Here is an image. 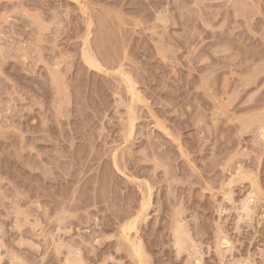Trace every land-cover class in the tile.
<instances>
[{"label":"rangeland","instance_id":"rangeland-1","mask_svg":"<svg viewBox=\"0 0 264 264\" xmlns=\"http://www.w3.org/2000/svg\"><path fill=\"white\" fill-rule=\"evenodd\" d=\"M0 264H264V0H0Z\"/></svg>","mask_w":264,"mask_h":264}]
</instances>
